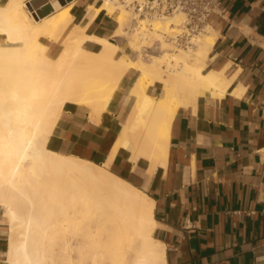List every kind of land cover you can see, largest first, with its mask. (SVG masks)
Instances as JSON below:
<instances>
[{
  "label": "bare ground",
  "instance_id": "1",
  "mask_svg": "<svg viewBox=\"0 0 264 264\" xmlns=\"http://www.w3.org/2000/svg\"><path fill=\"white\" fill-rule=\"evenodd\" d=\"M72 3L51 0L37 16L25 0L0 5V206L8 220L6 264H166L164 243L152 235V197L109 163L125 146L131 151L130 168L140 166L146 181L166 161L178 108L193 104L200 94L224 95L233 76L224 66L207 67L215 39L211 26L194 45L174 46L169 33L177 30L181 13L133 16L121 2L101 0L95 13L118 9L113 33L106 37L87 32L86 26H69ZM133 17L135 25L128 29ZM111 36H124L138 57L118 53L121 47ZM42 38L60 42L55 56L45 53ZM85 40L98 49L85 48ZM156 41L158 53L143 50ZM128 68L138 71L131 87L133 110L140 115L137 131L130 119L121 124L103 162L46 147L66 102L84 104L90 118H98ZM154 83L161 86L156 96L146 90ZM239 87L231 92L240 94Z\"/></svg>",
  "mask_w": 264,
  "mask_h": 264
},
{
  "label": "crops",
  "instance_id": "2",
  "mask_svg": "<svg viewBox=\"0 0 264 264\" xmlns=\"http://www.w3.org/2000/svg\"><path fill=\"white\" fill-rule=\"evenodd\" d=\"M100 1L73 0L68 25L110 36L115 11L95 13ZM221 1L222 12L207 21L215 34L207 67L224 66L225 74L233 76L225 94H200L193 104L178 108L170 123L166 161L146 181L140 166L130 168L131 151L125 146L109 163L152 197V235L164 243L166 264H264V0ZM42 41L46 54L58 53L59 41ZM83 46L98 48L93 40ZM137 72L125 70L98 118H90L88 106L66 102L46 147L105 161L121 124L130 119L132 130L139 128L131 92ZM238 84L240 94L232 93ZM160 88L154 83L146 90L156 96ZM7 224L0 211V264H6Z\"/></svg>",
  "mask_w": 264,
  "mask_h": 264
},
{
  "label": "built area",
  "instance_id": "3",
  "mask_svg": "<svg viewBox=\"0 0 264 264\" xmlns=\"http://www.w3.org/2000/svg\"><path fill=\"white\" fill-rule=\"evenodd\" d=\"M26 1V0H25ZM137 16H166L181 13V23L172 31L176 46H192L196 36L207 26L208 17L223 10L221 0H115Z\"/></svg>",
  "mask_w": 264,
  "mask_h": 264
},
{
  "label": "rangeland",
  "instance_id": "4",
  "mask_svg": "<svg viewBox=\"0 0 264 264\" xmlns=\"http://www.w3.org/2000/svg\"><path fill=\"white\" fill-rule=\"evenodd\" d=\"M26 6V5H25ZM118 9H115V12L117 11ZM131 14L134 16L135 14L131 11ZM134 20H135V18L133 17V18H130V20H129V22L125 25V26H127V28L129 29V28H131V27H133L134 25H135V22H134ZM112 33H113V31H112ZM111 33V34H112ZM172 33V32H171ZM171 33H169V36H170V34ZM111 39L113 40V41H115L121 48H120V50L118 51V53H124V51L126 52V53H128L129 54V56H131L133 59H136L137 57H138V51H135V50H130L129 48H128V46H127V42H126V39L124 38V36H111ZM126 43V44H125ZM173 45H174V43H172ZM122 45H124V46H122ZM159 45V43H158V41H156V42H154V44L152 45V46H149V47H146V46H144L143 47V50H145V51H148V52H150V53H158L159 51H160V46H158ZM61 46V45H60ZM155 46V47H154ZM158 46V47H157ZM175 46V45H174ZM159 48V49H158ZM98 49V48H97ZM151 50V51H150ZM48 55V54H47ZM129 180H131L133 183H135V184H138L136 181H134V180H132V179H130V178H128ZM139 185V184H138ZM0 211L3 213V207L2 206H0ZM4 215V214H3Z\"/></svg>",
  "mask_w": 264,
  "mask_h": 264
},
{
  "label": "water",
  "instance_id": "5",
  "mask_svg": "<svg viewBox=\"0 0 264 264\" xmlns=\"http://www.w3.org/2000/svg\"><path fill=\"white\" fill-rule=\"evenodd\" d=\"M51 0H26V7L37 16V11H41L44 5L48 4ZM60 4H64L67 0H57Z\"/></svg>",
  "mask_w": 264,
  "mask_h": 264
}]
</instances>
